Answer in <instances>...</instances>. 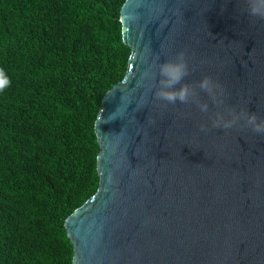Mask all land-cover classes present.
Masks as SVG:
<instances>
[{
  "label": "water",
  "instance_id": "95a60500",
  "mask_svg": "<svg viewBox=\"0 0 264 264\" xmlns=\"http://www.w3.org/2000/svg\"><path fill=\"white\" fill-rule=\"evenodd\" d=\"M245 7L124 2L131 56L95 122L97 192L65 221L72 264H264V134L243 117L213 127L244 112L264 119V20ZM181 51L194 102L166 104L158 65ZM205 77L221 85L215 99L197 87Z\"/></svg>",
  "mask_w": 264,
  "mask_h": 264
},
{
  "label": "trees",
  "instance_id": "16d2710c",
  "mask_svg": "<svg viewBox=\"0 0 264 264\" xmlns=\"http://www.w3.org/2000/svg\"><path fill=\"white\" fill-rule=\"evenodd\" d=\"M126 0H0V264H72L65 221L99 185L104 96L128 69Z\"/></svg>",
  "mask_w": 264,
  "mask_h": 264
},
{
  "label": "clouds",
  "instance_id": "9594fccd",
  "mask_svg": "<svg viewBox=\"0 0 264 264\" xmlns=\"http://www.w3.org/2000/svg\"><path fill=\"white\" fill-rule=\"evenodd\" d=\"M246 7L243 11L250 17L264 20V0H243ZM158 59V58H157ZM159 87L155 91V99L164 101L166 104H176L177 102L187 104L194 102L195 91L193 85L182 83L184 78L189 75V67L186 53L181 51L174 60H169L158 65ZM11 79L3 68H0V93H3L11 86ZM179 85V87H177ZM197 87L215 99L216 90L223 92L221 85L215 83L211 77H205L198 82ZM202 112H208L207 104L196 103ZM243 117L246 125L257 134H264V119L257 117L255 113L233 114L232 119L225 120L222 116L213 120L215 128H231L236 125ZM206 125H201V131H207Z\"/></svg>",
  "mask_w": 264,
  "mask_h": 264
}]
</instances>
